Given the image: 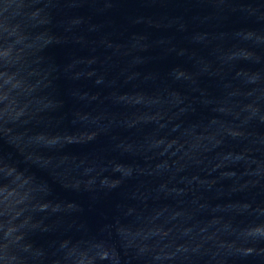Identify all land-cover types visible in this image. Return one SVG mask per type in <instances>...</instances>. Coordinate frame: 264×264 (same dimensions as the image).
I'll use <instances>...</instances> for the list:
<instances>
[{"label": "water", "instance_id": "1", "mask_svg": "<svg viewBox=\"0 0 264 264\" xmlns=\"http://www.w3.org/2000/svg\"><path fill=\"white\" fill-rule=\"evenodd\" d=\"M0 108L171 264H264V0H0Z\"/></svg>", "mask_w": 264, "mask_h": 264}]
</instances>
